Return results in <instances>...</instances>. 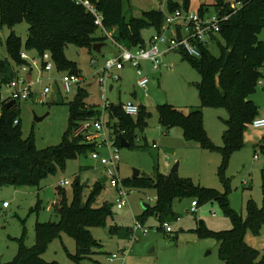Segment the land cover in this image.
I'll list each match as a JSON object with an SVG mask.
<instances>
[{
  "label": "rangeland",
  "instance_id": "374dc122",
  "mask_svg": "<svg viewBox=\"0 0 264 264\" xmlns=\"http://www.w3.org/2000/svg\"><path fill=\"white\" fill-rule=\"evenodd\" d=\"M197 2L198 0H191L190 10H198ZM133 4L144 10L162 7L165 14L169 12L167 0L163 4L160 0H131V5ZM137 9L134 12L136 15ZM209 11L213 13L216 8L210 6ZM142 14L139 13L137 16ZM28 27L29 24L23 21L12 29L7 26L0 28V57L10 61L16 75L23 77L28 75L27 70L13 63L7 50L6 39L11 31H14L22 38V51L31 58L33 67L30 70V77L35 82L31 98L17 104L20 126L25 138L33 136L36 147L45 149L62 142L69 125V103L76 98L80 89L88 93L85 100L87 104L100 107L103 105L99 77L102 75L106 60L117 56L119 47L113 40L116 27L108 30L107 40L103 42L100 52H89L86 48L68 45L66 56L78 65L81 71L79 75L85 82L73 87L71 92H65L61 87V79L69 71L58 70L57 67L51 71L42 70L40 56L35 50H29L25 46ZM151 33L152 29L149 28L143 31L147 41ZM260 36L264 39V30ZM209 48L214 55L220 54L217 44L210 43ZM178 50L164 54L158 68H153L149 61H142V76L149 79L146 90L136 85L139 77L136 68L130 63L125 64L120 71L113 70L112 73L115 72L120 78L108 80L107 102L132 101L145 107L149 113L145 129L136 131L134 146L120 147L117 166L109 167L101 164L99 160L92 158L91 152L70 159L64 169L45 177L38 187H0V259L3 262L12 261L16 257L20 238L24 237V243L29 247L35 245L37 222L59 220L55 212V204L61 187L59 182L64 179L72 181L71 185L60 188L66 190L69 199H72L73 185L77 179L85 187L84 194L87 197L95 184L100 182L102 177H109L110 173L123 180L133 178L137 169L141 172L140 176H153L157 171L169 175L174 165L179 163L178 171L175 173L179 178L190 180L194 185L202 188L215 189L222 194L228 193L229 208L244 220L248 217L249 201H253L259 208L263 207L264 155L259 149V143H264V127L256 128L251 123L247 126L243 135L244 147L232 154L225 167L219 148L224 145L226 121L229 117L227 109L202 108L205 129L216 146L212 150L202 148L195 142L186 141L179 126L170 129L161 126L159 105L170 104L184 109L185 112L191 107L201 106L197 88L201 75ZM34 59L37 61L36 65L33 63ZM262 72L257 89L251 95V99L259 108V117L264 116V66ZM4 77L5 74L0 68L2 98L11 92L7 86L8 82L3 80ZM47 85L53 90L42 97V90ZM111 85H113L112 90H110ZM106 112H104V120L107 136L112 144L115 139L116 120L109 119ZM38 118L42 119L38 120ZM98 152L107 156L110 154V149L105 146ZM127 187L128 201L123 208H118L116 205L118 190L111 186L109 180L102 183L101 192L93 205L101 207L106 203L110 204L112 213L107 217L104 226L91 228L93 236L101 245L93 249L82 264H224L218 240L213 236L199 235L197 231L201 224L210 231L233 228L232 217L218 200L206 201L192 211V198L176 199L172 205L175 217L167 221L172 225L173 232L160 229L161 222L156 217L150 216L144 222L147 232L140 234L137 240L132 241L121 235H112L111 225L132 227L136 220L141 221L144 209L154 205L156 201L154 187L139 188L129 185ZM150 197L153 199L150 200ZM213 212L216 215H213ZM245 241L249 246L264 253V224L258 234H254L251 229L248 230ZM76 249L77 245L73 237L63 233L61 238L50 242L43 258L47 262L71 264L73 260L69 254H75ZM112 254L118 256L109 260Z\"/></svg>",
  "mask_w": 264,
  "mask_h": 264
},
{
  "label": "trees",
  "instance_id": "16d2710c",
  "mask_svg": "<svg viewBox=\"0 0 264 264\" xmlns=\"http://www.w3.org/2000/svg\"><path fill=\"white\" fill-rule=\"evenodd\" d=\"M103 14L107 30L114 27L113 37L129 48L147 46L143 31L147 28L155 33L160 32L165 23L166 14L160 9L143 11L142 16L133 15L131 0H91ZM191 1V0H190ZM190 1L184 4L189 7ZM231 1L213 0L211 4L220 14L232 11ZM180 7L169 2V12ZM209 10L208 3L199 9L201 16ZM27 22L28 35L25 46L35 50L38 55L50 52L58 70L80 74L78 65L66 56L68 45L86 48L93 52L96 43H103L107 36L102 34L95 23V16L86 7L75 0H0V28H13L21 22ZM264 0H243V6L222 23L218 35L212 43L219 46L220 54L214 55L209 46H201V56H191L184 50L187 59L196 68L201 80L197 83L201 106L191 107L188 112L170 104L158 106L159 121L163 128L179 126L188 142H195L202 148L215 149L204 126L203 107H223L229 117L224 133V145L219 148L226 167L232 154L245 145L243 135L247 126L259 117V108L251 99L256 91L264 66ZM10 58L18 67L29 62L22 59V38L14 31L6 39ZM0 68L5 74L4 81L13 79L16 73L8 59L0 57ZM88 93L80 89L76 98L69 103V125L59 145L38 149L33 136L25 138L18 116V102L11 107L4 104L0 110V187L3 186H40L41 181L50 174L64 169L70 159L87 155L95 151L97 141L86 136H75V131L82 122L100 118L102 110L86 103ZM109 118L115 119V139L121 146L119 136H124L134 146L136 131L147 126L149 113L140 106L137 117L126 114L122 103H111L107 107ZM19 122L16 124L15 120ZM122 147V146H121ZM264 155V143H259ZM264 195V166L262 169ZM126 185L134 187H154L157 199L154 205L144 210L141 222L150 216L156 217L163 224L175 217L172 209L176 199L185 197L196 200L197 204L218 200L232 217L234 226L229 230L210 231L201 224L199 235L213 236L219 242V251L224 264H264V253L249 246L245 241L248 230L258 234L264 224V203L259 208L253 201L248 202V217L244 220L229 208L228 193L222 194L215 189L202 188L190 180L179 178L174 172L169 175L159 171L153 176H138L124 179ZM59 187V186H58ZM59 187V199L55 212L58 221L37 222L35 227L36 243L32 247L20 238L16 257L0 264H61L57 261L47 262L43 255L50 242L69 234L76 242L75 254H69L71 264H82L92 250L100 243L91 232L92 227L104 226L107 217L112 213L110 204L95 207L94 201L100 194L102 183L97 182L85 197V187L78 179L73 185L72 199L67 197L66 190ZM196 198V199H194ZM112 235H121L130 239L131 229L123 226H110Z\"/></svg>",
  "mask_w": 264,
  "mask_h": 264
},
{
  "label": "built area",
  "instance_id": "2783aa9c",
  "mask_svg": "<svg viewBox=\"0 0 264 264\" xmlns=\"http://www.w3.org/2000/svg\"><path fill=\"white\" fill-rule=\"evenodd\" d=\"M75 1L83 4L89 12L94 14L97 26L105 34H109L104 26L103 14L97 9L91 0ZM167 1L168 3H177L180 7H177L172 12L166 13L165 23L162 26L161 31L156 32L151 36L147 46L129 48L124 45L123 42L114 40L116 45L119 47V53L117 56L106 60L102 69V75L99 77V86H101L102 89L101 96L104 100L102 105L103 112L110 105V103L107 102L108 80H118L120 78V76L115 74V72L114 74L112 73L113 70L116 72L120 71L124 68L125 64L130 63L136 68L139 77L136 85L139 88L146 90L149 79L146 76H142V61H149L152 63L153 68H158L164 53L174 49H182L191 56H201V46H209V44L212 43L213 37L219 34L222 23L228 20L234 12L238 11L243 6V0H236L231 3L232 11L228 14H220L216 12L210 15L201 16L198 11L190 10V8H184V4L190 0ZM178 28L180 29V38L178 36ZM39 56L43 71H51L56 67V63L50 52H44ZM21 57L29 62V64L22 66L24 70L28 71V75L24 77L16 76L14 79L9 81L7 86L11 89V92L5 98H2V90L0 87V107L13 100L15 102L27 100L33 94V86L35 82L30 77V70L33 67L30 62L31 58L26 52H22ZM33 63L35 65L37 64L36 59L33 60ZM84 82L85 80L81 75L68 72L65 73L61 79V87L65 92H71L73 87L80 86ZM52 90L53 88L50 85H47L42 90V97L52 92ZM139 106V104L132 101L122 104L123 110L128 115L139 114ZM18 122L19 120L16 119L15 123L17 124ZM252 125L256 128L264 127V116L255 118ZM106 128L107 126L104 120V115H102L100 118L82 122L75 131L74 135H83L91 140H96L100 149L107 146L110 149L109 155L106 156L98 151H94L91 156L93 159L99 160L100 163L105 166L114 167L117 166V162L120 158V146L115 141L112 144L110 143ZM154 146L156 147V144H154ZM107 180H109L112 187L118 190V198L116 199L117 207L123 208L128 201L129 188L123 179L117 178L112 173L109 174ZM71 184L72 181L69 179H64L59 182L61 187ZM149 199L152 200L153 198L150 197ZM154 199H157V197ZM6 206H9L8 203H6ZM197 206V201H192V211H195ZM213 215H216V213L213 212ZM163 229L166 232H173V227L168 222L163 224ZM146 232V225L143 222L136 220L131 228L130 239L132 241L137 240L140 234H145ZM117 256L118 254H112L109 257V260H113Z\"/></svg>",
  "mask_w": 264,
  "mask_h": 264
},
{
  "label": "water",
  "instance_id": "95a60500",
  "mask_svg": "<svg viewBox=\"0 0 264 264\" xmlns=\"http://www.w3.org/2000/svg\"><path fill=\"white\" fill-rule=\"evenodd\" d=\"M178 36H179V38L181 37V34H180V29L178 28ZM103 44L104 43H96L95 45H94V47H93V49H94V51H97V52H100L101 51V48H102V46H103ZM111 89H112V87H111ZM14 103V101H11V102H9L6 106L7 107H11L12 106V104ZM40 119H42V118H38V120H40ZM119 140H120V142H121V146L122 147H129L130 146V143H129V141L124 137V136H119ZM178 166H179V163H176L175 165H174V167L172 168V172H174V173H176L177 171H178ZM140 174H141V172H140V170H135L134 171V175H133V178H137L138 176H140ZM107 176H104V177H102L101 179H100V183H104L106 180H107Z\"/></svg>",
  "mask_w": 264,
  "mask_h": 264
},
{
  "label": "crops",
  "instance_id": "0c3cea01",
  "mask_svg": "<svg viewBox=\"0 0 264 264\" xmlns=\"http://www.w3.org/2000/svg\"><path fill=\"white\" fill-rule=\"evenodd\" d=\"M161 1V3L163 4V0H160ZM203 3H208V5H209V10H210V6H212L211 4L213 3V0H211V2H210V0H198V2H197V4H198V6H199V8H198V10H195V11H198L199 12V9H200V7L202 6V4ZM151 5H153L152 3H150ZM190 6H191V1H190V3H189V7L188 8H190ZM133 8H134V12H135V9L136 8H138L137 9V15L140 13V15L142 14V12L143 11H145L144 9H142V8H140V7H138V6H135V4H133ZM157 9H160V10H162V11H164L163 10V8L161 7V8H157ZM208 10V12L206 13V15H210V14H213V13H216V11L215 12H213V13H211L210 11ZM133 12V15H135V16H137L135 13ZM167 13V12H166ZM138 17V16H137ZM155 32L152 30V33L149 35V38H151V36L154 34ZM149 42V41H148ZM174 50H178V49H174ZM180 50V49H179ZM172 51V50H171ZM168 52H170V51H168ZM168 52H165L164 54H166V53H168ZM112 89H113V85H112ZM111 89V90H112ZM90 105V104H89ZM91 105H94V104H91ZM95 106H97V105H95ZM105 114H107V115H109V112L107 111ZM109 117V116H108ZM110 119V118H109ZM58 199H59V196H58ZM57 199V200H58ZM71 199V198H70ZM181 200V199H180ZM56 205V204H55ZM145 210V209H144ZM133 227V226H132ZM132 227H130V229L132 228ZM128 240H131V239H129L128 238Z\"/></svg>",
  "mask_w": 264,
  "mask_h": 264
},
{
  "label": "bare ground",
  "instance_id": "6f19581e",
  "mask_svg": "<svg viewBox=\"0 0 264 264\" xmlns=\"http://www.w3.org/2000/svg\"><path fill=\"white\" fill-rule=\"evenodd\" d=\"M99 29H100V28H99ZM100 30H101V29H100ZM101 31H102V30H101ZM107 31H108V30H107ZM102 32H103V31H102ZM108 32H109V31H108ZM103 33H104V32H103ZM104 34H105V33H104ZM154 34H155V33H154ZM105 35H108V34H105ZM113 40H115V39L113 38ZM22 52H23V51H22ZM28 64H29V63H28ZM21 67H22V66H21ZM16 76H18V75H16ZM16 76H15V77H16ZM15 77H14V78H15ZM14 78H13V79H14ZM10 81H11V80H10ZM8 82H9V81H8ZM111 87H112V85L110 86V90H111ZM30 98H31V97H30ZM30 98H29V99H30ZM13 101H14V100H13ZM10 102H11V101H10ZM8 103H9V102H8ZM8 103H7V104H8ZM14 103H17V102L14 101ZM18 103H19V102H18ZM111 103H112V102H111ZM111 103H110V104H111ZM122 104H123V103H122ZM98 107L102 110V115H104V112L107 111V108H106V109L104 110V112H103L102 106H101V107L98 106ZM139 107H140V106H139ZM0 108H1V107H0ZM122 108H123V107H122ZM124 112H125V111H124ZM139 112H140V108H139ZM102 115H101V116H102ZM136 115H138V114H136ZM136 115H130V116H136ZM120 136H121V135H120ZM94 141H96V140H94ZM114 141L116 142V139H114ZM120 143H121V142H120ZM120 147H121V146H120ZM98 150H100V147H99V145L97 144V146H96V148H95V151H98ZM255 157L257 158L258 155L256 154ZM107 179H108V178H107ZM156 197H157V196H156Z\"/></svg>",
  "mask_w": 264,
  "mask_h": 264
}]
</instances>
